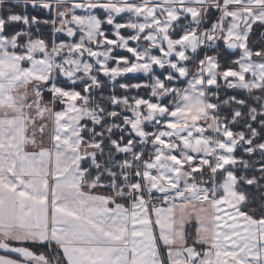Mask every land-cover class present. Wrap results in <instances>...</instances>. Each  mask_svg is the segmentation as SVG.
<instances>
[{
	"label": "snow or ice",
	"instance_id": "1",
	"mask_svg": "<svg viewBox=\"0 0 264 264\" xmlns=\"http://www.w3.org/2000/svg\"><path fill=\"white\" fill-rule=\"evenodd\" d=\"M0 264H264V0H0Z\"/></svg>",
	"mask_w": 264,
	"mask_h": 264
},
{
	"label": "trees",
	"instance_id": "2",
	"mask_svg": "<svg viewBox=\"0 0 264 264\" xmlns=\"http://www.w3.org/2000/svg\"><path fill=\"white\" fill-rule=\"evenodd\" d=\"M17 10L18 11H24V9L22 7L18 8ZM38 11L39 10H33L30 5L28 6L27 12H28L29 15H35V14L38 13ZM17 27L19 28V27H23V26L22 25H17ZM44 31H45V33H47V29H45Z\"/></svg>",
	"mask_w": 264,
	"mask_h": 264
}]
</instances>
